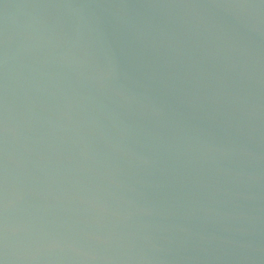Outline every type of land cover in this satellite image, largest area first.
<instances>
[{"label": "water", "instance_id": "1", "mask_svg": "<svg viewBox=\"0 0 264 264\" xmlns=\"http://www.w3.org/2000/svg\"><path fill=\"white\" fill-rule=\"evenodd\" d=\"M0 264H264V0H0Z\"/></svg>", "mask_w": 264, "mask_h": 264}]
</instances>
